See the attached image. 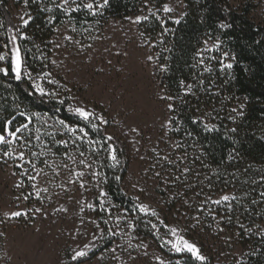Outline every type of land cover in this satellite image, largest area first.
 <instances>
[{
    "label": "rangeland",
    "instance_id": "rangeland-1",
    "mask_svg": "<svg viewBox=\"0 0 264 264\" xmlns=\"http://www.w3.org/2000/svg\"><path fill=\"white\" fill-rule=\"evenodd\" d=\"M78 2L83 4L89 0ZM62 3L60 0L59 4ZM69 3L70 7H75L71 0ZM248 3L254 5L250 17L264 26V0H228V7L241 10ZM164 4L173 11L167 14L158 11L159 19L175 21L184 16V0H167ZM148 5L153 11L158 10L155 0H148ZM9 10L16 27L14 33L23 32L21 18L31 20L27 4L9 0ZM144 15H148L145 1L136 15L111 19L103 27L84 33L68 20L55 29L50 40L47 68L39 75H32L31 81L41 83L47 91L58 92L69 108L86 107L103 116L107 124L101 125L106 132L126 144L130 166L122 188L138 210L140 205L149 209L148 214L140 212L147 225L152 228L156 225L153 228L156 240L138 235L135 226H128L134 222L125 211L108 197L100 196L101 190L105 192L104 182L101 175H92L99 171L89 157H80L77 151L62 156L51 154L38 166V158L29 155L27 158L34 160L36 169H43L37 180L31 181L23 174L24 171L36 174L30 165L21 169L17 166L20 161L0 154V264H75L71 259L75 251L88 245L89 255L109 240H112L109 249L84 264H160L161 260L167 264L162 249L178 253L166 243L176 238L169 231L172 228L199 248L200 239L211 248L217 246V241L204 231L202 220L209 208L201 205L209 200L223 201L222 198L230 194L211 199L207 191L201 189L203 185L200 188L201 180L191 169L180 142L172 135L175 99L162 85L165 67L155 50V41L140 31V23L133 22ZM66 36H71L72 40L65 39ZM212 45L208 43L206 47ZM212 51H205L203 55L210 53L211 56ZM46 73H51L49 79L57 83L49 84L41 79ZM12 147L16 153L23 150L19 145ZM73 156L76 164L72 162ZM80 159L91 163L92 167L80 165ZM53 168L60 173L58 176ZM69 169L85 172V188L79 186V181L68 182L69 177L75 179ZM33 183L36 188L32 187ZM43 188L48 189L47 193L41 191L37 198V190ZM25 196L28 199H24ZM89 204L94 205L95 210L89 208ZM99 207L106 210V230L97 215ZM37 208L42 211L37 212ZM15 211L28 215L11 218L10 214ZM152 211L157 215H152ZM200 234L203 235L198 240ZM240 254L239 249L233 252L236 256Z\"/></svg>",
    "mask_w": 264,
    "mask_h": 264
},
{
    "label": "trees",
    "instance_id": "trees-1",
    "mask_svg": "<svg viewBox=\"0 0 264 264\" xmlns=\"http://www.w3.org/2000/svg\"><path fill=\"white\" fill-rule=\"evenodd\" d=\"M144 1L109 0L105 8L92 15L83 8L68 14L57 7L60 0L55 3L27 0L31 20L23 33L29 38L20 40L19 44L25 51L28 70L32 75H39L47 68L50 40L55 29L68 20L84 33L103 27L111 19L136 15ZM166 1L155 0L156 7L160 9ZM184 4V16L179 24L150 16L140 23L139 29L155 41V50L166 69L161 77L162 85L175 99L172 135L180 142L191 169L201 180L200 188L203 185L201 189L211 199L230 194L229 201L217 204L209 200L201 205L209 208L202 220L204 231L217 241V246L214 249L206 245L200 234L197 238L201 240L200 250L207 258L206 264H264V26L250 17L253 4L248 3L241 10L230 9L228 0H184ZM222 24L226 27L221 28ZM15 28L9 0H0V49L7 51L5 44L11 48L9 37ZM206 41L207 44L218 42L220 49L213 50L211 56L205 55L201 63L198 53L205 49ZM227 63L233 67L226 68ZM188 85H191L190 91ZM21 112L40 113L42 119L33 121V136L35 128L41 127L48 117L53 118L50 124L59 118L73 126L85 127L96 144L89 146L85 141L64 148L44 135L43 142L32 140L29 151H44L35 157L38 166L51 154L62 156L83 151L101 173L109 200L133 220L138 235L156 240L153 228L123 191L130 159L122 140L113 137L107 141L110 135L101 124L97 134L69 111L67 102L60 105L35 93L27 77L16 81L11 73L8 77L0 74V128L13 116L14 126L23 124ZM53 130L42 128L45 133ZM62 138L69 139V136L65 132L63 137H56ZM109 144L117 150L119 163L115 166L108 155ZM97 205L100 206L98 202ZM97 215L106 230V210L97 208ZM111 246L112 240L106 241L75 264L90 262ZM236 249L240 250V256L233 255ZM162 251L167 264H200L189 253Z\"/></svg>",
    "mask_w": 264,
    "mask_h": 264
},
{
    "label": "snow or ice",
    "instance_id": "snow-or-ice-1",
    "mask_svg": "<svg viewBox=\"0 0 264 264\" xmlns=\"http://www.w3.org/2000/svg\"><path fill=\"white\" fill-rule=\"evenodd\" d=\"M55 3V0H53ZM109 3V0H89L87 3H79L78 0H71V4L75 5V7H70L69 0H63L62 4H58L57 7L61 8L63 11L66 13L69 12H74V11H79L82 8L88 10V12L92 15H97L98 11L105 8ZM25 4H27V0H25ZM145 7L148 8V15L144 16H138L136 19L133 21L134 23H142L146 20L149 19L150 16H157L158 11H163L164 13H171L173 11V8H171L168 4H164L162 9H158L157 11H153L151 7L148 5V0H145ZM48 11H51V9H47ZM159 19L160 17L157 16ZM22 19L23 27H27L28 24L30 23V18L29 19ZM174 23L179 24L180 20L176 19ZM221 28L226 27L225 25H220ZM29 37L20 31H16L14 34H12L9 37V41L11 43V48H8V45L5 44L4 48L7 49V51H4L0 49V65H6V66H0V74H2L4 77H8L11 73V76L16 80V81H21L27 77L29 80H32V74L28 70V67L26 65V60H25V51H22L21 46L19 44L20 40H26ZM65 39L71 41L72 37L71 36H66ZM207 45V41L205 42ZM60 45H57L59 47ZM220 49V44L217 42L211 47H206L205 49H202L198 55L200 56V62H204V55L203 53L205 51H212L216 50L219 51ZM27 51H30L27 50ZM214 58V57H213ZM227 58V57H225ZM149 60L152 59L150 56L148 58ZM54 63V61H53ZM226 68L231 69L233 67L232 63H227L225 65ZM166 70V69H163ZM207 71H210V69H205ZM51 76V73H46L45 76L41 79H46L49 84H55L57 83L55 80L49 79ZM32 87L34 89L35 93H38L41 97H47L49 99H54L56 100L57 103L60 105H64L65 101L63 99H60L59 96L60 94L55 91H47L45 90L44 87L41 86V83L35 82L33 80ZM188 90H191V85L187 86ZM162 99H172L171 97H162ZM172 105H169V108L171 109ZM69 111L76 115L78 118L83 120L86 125H89L91 127V130L96 132L97 134L100 133V124H107V121L103 118V116L97 115L94 111H89L86 107H81V106H76V107H70ZM235 111V109H234ZM21 116L24 117L25 122L19 126H14V121H15V116L12 117V119H9L4 122L3 127L0 128V154H2L4 157L15 159L20 161L17 166L21 169H24V166L30 165L33 171H35V175H30L28 171H24V175L31 181H36L37 178L39 177L40 173L43 171V169H36V164L33 159H28L27 156L31 157H39L44 154V151L42 150L41 152H35V151H29V148L31 146V142L34 139L35 141H42V137L44 135H47L50 137L51 141L55 143L57 146H62L64 148H68L71 145H77L80 142H85L87 141L89 146L92 144H96L97 142L90 137L89 131L86 130L85 127H79V126H73L66 122L64 119H59L57 118L55 120V124H50L49 121H51L53 118L48 117L47 120H43L42 126L35 128V135L33 136V121L34 119L39 121L42 119L40 113H32L30 115L25 114L23 112L20 113ZM93 121H99V124L93 123ZM58 125V127H57ZM207 127V126H206ZM42 128H52L54 129L53 131L49 132H42ZM209 131H211V128H208ZM133 131H136V129H133ZM65 132L68 134L69 139H59L57 140L56 137L59 135L61 137L64 136ZM114 138L112 136H108L106 138L107 141H111ZM19 145V147L23 150L19 151L16 153L15 148L12 146L14 145ZM47 143L45 142V148H47ZM108 148V155L109 158L114 162L113 166L119 163L118 157H117V150L115 149L114 146L112 145H107ZM92 151L95 152L96 149L92 148ZM85 153L81 151L79 153L80 157H83ZM73 164L77 163V159L75 156L71 157ZM80 165H83L85 168H91L92 164L87 162L84 159H80L79 161ZM47 163V161H45ZM49 167H52L51 164L48 165ZM65 168H67V165H64ZM53 171L55 174L58 176L60 173L56 171L55 168H53ZM69 171L72 173V176L75 177V179H72L69 177V183H76L79 181V186L81 188L86 187V181L84 180L85 177V172L84 171H73L72 169H69ZM92 175L94 177H99L101 173L99 172H93ZM119 179V177H117ZM97 183L99 184L100 181L97 180ZM19 187V185H18ZM33 188H36V184H32ZM43 191L44 193H47L48 189L43 188L40 190H37L36 195L37 198L40 196V192ZM101 197H107V193L101 190L100 192ZM24 199H28V196H25ZM224 201H229L230 197L229 196H224L222 198ZM231 199H235V197H232ZM215 203L219 204L220 201H215ZM103 204V201L101 202ZM89 208H92L95 210V206L92 204L88 205ZM139 211L144 212L145 214L149 213V209L144 207L143 205L138 206ZM37 212H41L42 210L40 208L36 209ZM64 211H67V209H64ZM152 215H157L154 211L151 212ZM11 218H19L22 216H27V212H21V211H15L10 214ZM107 223V221H105ZM129 227L134 228V225L129 223ZM98 227V225H97ZM156 225H153V228H155ZM173 237H176L174 241H167L166 243H169L171 246V249L175 250L176 252H187L191 254V256L200 262V264H206L207 258L202 255L200 248L194 244L189 242L187 239H185L183 236H179L177 233V230L172 228L169 229ZM115 235L116 233H112ZM112 251L115 253L116 249H112ZM88 256V245H85L83 250H78L75 251L74 255L71 257L72 260L76 261L82 258H85ZM160 264H164V262L161 260Z\"/></svg>",
    "mask_w": 264,
    "mask_h": 264
}]
</instances>
